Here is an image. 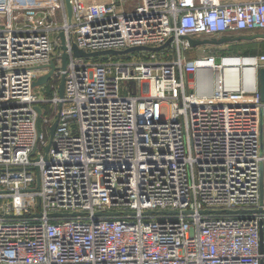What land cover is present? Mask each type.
<instances>
[{
	"label": "built area",
	"instance_id": "built-area-1",
	"mask_svg": "<svg viewBox=\"0 0 264 264\" xmlns=\"http://www.w3.org/2000/svg\"><path fill=\"white\" fill-rule=\"evenodd\" d=\"M130 1L0 0V264H264V0Z\"/></svg>",
	"mask_w": 264,
	"mask_h": 264
},
{
	"label": "water",
	"instance_id": "water-1",
	"mask_svg": "<svg viewBox=\"0 0 264 264\" xmlns=\"http://www.w3.org/2000/svg\"><path fill=\"white\" fill-rule=\"evenodd\" d=\"M65 4H66V8H67V13H68V20L71 23L72 22V18H73V5L71 0H65ZM61 39H62V43H61V48L63 50L62 53V68L66 69L67 67V63H68V57H69V53H68V47L66 44V39H65V34L64 32L61 33ZM255 39H264V32H260V33H256L253 35H245V34H241V35H237V36H224V37H220L217 39H193V38H188L190 44L193 47L199 46V45H208V44H213V45H224L227 44L229 42H233V41H239V40H255ZM172 39H170L165 45L160 46V47H147V46H135V47H131L128 48L126 50H105V51H96V52H87L81 48H79L76 44H73L72 46V50L73 53L76 57H85V58H90V57H97V56H103V55H120V54H126L129 52H134L137 50H152V51H157L160 50L161 48L165 47L166 45H168L170 43ZM51 70L44 75L43 77H41L39 79V81H36L34 83L35 86L37 85H41L46 83L53 71L56 69V65L54 62H52L50 64ZM65 78L66 76L63 75L62 80H61V84H60V88H59V93H60V97L64 96L65 93ZM259 80H260V95H261V99L262 101H264V67H262L259 71ZM132 85L135 86V83L132 82ZM39 113L41 114V108H38ZM58 124V120H56L52 127H51V131H50V143L49 145L46 147V151L48 152L50 149V146L53 142V138H54V133L56 130ZM45 159H47V157H45ZM36 170L38 171L39 168L36 167ZM38 184L40 182V176L38 174Z\"/></svg>",
	"mask_w": 264,
	"mask_h": 264
},
{
	"label": "rangeland",
	"instance_id": "rangeland-1",
	"mask_svg": "<svg viewBox=\"0 0 264 264\" xmlns=\"http://www.w3.org/2000/svg\"><path fill=\"white\" fill-rule=\"evenodd\" d=\"M130 3H136V0H132L130 2H128V4ZM260 32H264L262 30H255V31H245V32H242V33H233L235 34L236 36L237 35H241V34H245V35H253V34H256V33H260ZM195 37L197 39H207L209 36L205 35V36H202V35H198V34H195ZM204 45H199V46H196L194 47L191 51L188 52V57L190 58V60H192L194 57H196L197 55L201 54L202 53V50L204 49V47H202ZM207 47H209L213 53H221V51H218L215 52L213 49H219V48H222V49H227L225 44L224 45H213V44H208V45H205ZM229 50L230 52H232L233 54H243V53H257V54H260L261 52H264V39H256L254 41V43H246V42H240L236 45H232L231 47H229ZM138 53H134V55L136 56ZM247 55V54H245ZM137 59H141V57H138L136 56ZM43 77V76H40L37 81H39V79ZM43 85V84H41ZM37 86H40V85H37ZM35 91L40 95L42 96V93L40 91V89H38L37 87H35Z\"/></svg>",
	"mask_w": 264,
	"mask_h": 264
},
{
	"label": "trees",
	"instance_id": "trees-1",
	"mask_svg": "<svg viewBox=\"0 0 264 264\" xmlns=\"http://www.w3.org/2000/svg\"><path fill=\"white\" fill-rule=\"evenodd\" d=\"M245 32V31H244ZM239 33H242V32H239ZM236 34V33H235ZM235 34H231L230 36H232V37H234V36H236ZM213 39H217V38H213ZM256 40V39H255ZM255 40H239V41H233V42H229V43H227V44H225V46H226V50L225 49H222V48H217V49H215L216 51L215 52H217V50L218 51H221V53H230V54H233L232 52H230V50H229V47H231L232 45H236V44H238V43H240V42H246V43H254V41ZM220 53V54H221ZM261 53H264V52H261ZM243 54H253V53H243ZM255 54H257V53H255ZM96 58H99V57H96Z\"/></svg>",
	"mask_w": 264,
	"mask_h": 264
},
{
	"label": "crops",
	"instance_id": "crops-1",
	"mask_svg": "<svg viewBox=\"0 0 264 264\" xmlns=\"http://www.w3.org/2000/svg\"><path fill=\"white\" fill-rule=\"evenodd\" d=\"M237 34V33H236Z\"/></svg>",
	"mask_w": 264,
	"mask_h": 264
}]
</instances>
